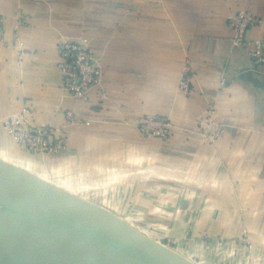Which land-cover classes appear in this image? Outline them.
Here are the masks:
<instances>
[{
	"label": "crops",
	"instance_id": "crops-1",
	"mask_svg": "<svg viewBox=\"0 0 264 264\" xmlns=\"http://www.w3.org/2000/svg\"><path fill=\"white\" fill-rule=\"evenodd\" d=\"M241 11L262 19L247 34L262 39L264 0H0V121L29 110L68 140L62 154L32 155L0 129V157L123 218H163L171 227L160 239L188 259L205 241L264 253V71L233 43L229 19ZM85 38L104 69L90 103L64 88L58 68L59 44ZM212 108L226 125L215 147L197 135ZM157 115L174 124L168 141L132 128ZM92 179L109 188L95 195Z\"/></svg>",
	"mask_w": 264,
	"mask_h": 264
},
{
	"label": "water",
	"instance_id": "water-1",
	"mask_svg": "<svg viewBox=\"0 0 264 264\" xmlns=\"http://www.w3.org/2000/svg\"><path fill=\"white\" fill-rule=\"evenodd\" d=\"M0 218L34 235L50 264H196L123 217L0 157ZM12 264H33L11 254Z\"/></svg>",
	"mask_w": 264,
	"mask_h": 264
},
{
	"label": "built area",
	"instance_id": "built-area-1",
	"mask_svg": "<svg viewBox=\"0 0 264 264\" xmlns=\"http://www.w3.org/2000/svg\"><path fill=\"white\" fill-rule=\"evenodd\" d=\"M39 4H51L54 0H31ZM20 24L24 19L20 18ZM262 19L241 11L229 19V25L233 29V43L237 46L246 47L251 59L257 67L264 71V37L258 40L247 38L248 32L262 24ZM4 35L0 31V43H4ZM58 68L63 75V86L75 98L85 103H90L93 91L100 86L104 78V69L97 58L88 39L79 41H63L59 44ZM194 71L188 65L179 83V91L185 97L192 95L194 91ZM29 110L13 115L7 120L0 121V129L3 130L16 145L32 155L54 154L59 155L67 151L68 140L63 128L51 126H39L34 124L28 114ZM68 122L73 125L79 122L78 116L73 111L67 113ZM132 128L144 137H152L168 141L173 137L174 124L172 120L164 116H144L132 125ZM226 125L215 121V109L207 111L203 127L197 135L211 147L223 137ZM172 210L161 211V216H173ZM149 217L147 212L135 209L131 211L126 219L131 225L140 230L137 225L139 218ZM144 223V221H141ZM140 222V223H141ZM151 236L157 241H162L151 232L152 227H161L165 231L170 229L171 224L163 218L157 217L148 221ZM147 235V232L140 230ZM149 237H151L148 234Z\"/></svg>",
	"mask_w": 264,
	"mask_h": 264
},
{
	"label": "rangeland",
	"instance_id": "rangeland-1",
	"mask_svg": "<svg viewBox=\"0 0 264 264\" xmlns=\"http://www.w3.org/2000/svg\"><path fill=\"white\" fill-rule=\"evenodd\" d=\"M95 181L96 180L92 179V180H90V183L88 184L89 188L92 189V193H94L95 195L98 194L97 192H99L98 191L99 189L109 188L108 185L105 184V185L101 186L99 183H95ZM109 195H112V194L110 193ZM163 210H164V206H163V209L161 211H163ZM141 221H144V223H142ZM148 221H150V218L146 219V217L144 216L142 218H139L137 222L138 223L141 222L140 224H145V226H148ZM151 230H152L151 232H155L156 236L160 237L161 239H163V238L166 239V235L168 236V234H169V233L166 234L167 232L165 231V229L161 228V227H157V228L152 227ZM145 232H147V235L148 234L152 235L149 231H145ZM205 242L206 243H204L203 245L201 244L202 246L199 247V251L197 252V255L194 257V259H196V260L194 261V260L190 259L196 264H264V253H261V252L250 253V252H248L247 254L242 256V254L245 253L244 248H240L239 254L237 255L236 249L233 250L234 252L231 250L232 251L231 252V251H228L227 248L221 244L215 243V244L210 245V244H207L208 241H205ZM162 243L174 250L173 246H175V244L170 243L168 245V242H166V241H163Z\"/></svg>",
	"mask_w": 264,
	"mask_h": 264
},
{
	"label": "bare ground",
	"instance_id": "bare-ground-1",
	"mask_svg": "<svg viewBox=\"0 0 264 264\" xmlns=\"http://www.w3.org/2000/svg\"><path fill=\"white\" fill-rule=\"evenodd\" d=\"M11 254L19 255L33 264H50L44 258L48 253L34 235L0 218V264H12L9 259Z\"/></svg>",
	"mask_w": 264,
	"mask_h": 264
}]
</instances>
